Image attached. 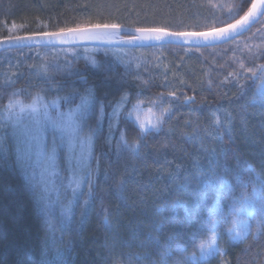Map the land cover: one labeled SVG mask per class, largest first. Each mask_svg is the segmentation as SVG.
<instances>
[{
  "label": "trees",
  "instance_id": "obj_1",
  "mask_svg": "<svg viewBox=\"0 0 264 264\" xmlns=\"http://www.w3.org/2000/svg\"><path fill=\"white\" fill-rule=\"evenodd\" d=\"M240 3L0 0V38L9 22L23 25V34L87 23L210 31L239 19L251 0L243 10ZM86 47L0 52V106L15 89L23 90L24 102L37 92L47 100L77 93L69 103L60 102L65 110L90 90L93 104L84 128L94 136L87 202L74 203L67 212L49 210L47 216L39 210L13 148L0 153V264H183L210 235L204 225L214 203L224 253L202 264H264V226L255 235L252 225L241 243L227 237L236 215L234 202L238 207L242 194L252 192L256 172L264 177V104L251 102L259 83L257 66L264 65V15L241 35L217 45L120 47L127 51L122 58L110 47L83 54ZM247 68L257 70V76ZM122 95L127 102L113 131H98L101 113L106 115ZM163 108L169 111L158 121ZM217 116L222 124L215 123ZM149 121L157 126L141 133L140 123ZM122 135L129 143L138 141L135 152L124 145ZM238 175L246 187L237 182ZM205 176L230 183L218 192V185L202 183ZM178 244L186 249L182 255Z\"/></svg>",
  "mask_w": 264,
  "mask_h": 264
},
{
  "label": "snow or ice",
  "instance_id": "obj_2",
  "mask_svg": "<svg viewBox=\"0 0 264 264\" xmlns=\"http://www.w3.org/2000/svg\"><path fill=\"white\" fill-rule=\"evenodd\" d=\"M248 0H241L239 5L240 9L243 10L247 6ZM257 12L264 15V0H251V5L247 6V10L243 12V15L239 19H236L233 23L226 24L220 28H213L207 32H172L163 27H152V28H136L135 31L139 33L138 36L130 37L126 42H132L133 40H156L164 41L166 37H183L185 41L189 39L196 40H214V39H225L227 40L231 35L236 33L238 29H243L249 25V22L256 17ZM17 27L15 23L12 24V28ZM19 27H23L20 25ZM122 25L117 23H87V24H77L75 27L69 28H59L53 32H37L31 33L24 36L19 35H9L4 39L14 40L21 42L24 40L32 39L35 36L56 38L61 42H67L68 37L80 38V39H104L109 34L108 30H119ZM93 66H97L96 62L93 61ZM243 67V65H241ZM250 72L252 77L257 76V70L259 71V83L256 85V91L253 94L252 102H259L264 104V65L257 66V70L252 68L245 69ZM44 77L48 78V72L44 71ZM8 83V81H5ZM87 95L81 96V103L76 105L75 108H68L65 111H61V101L64 103H69L71 97L77 95L73 92L69 95L63 97L56 96L51 100H47L46 96L40 92L34 95H29L28 102H24L21 98L23 90L15 89L8 94L7 103L0 106V120L4 123L0 124L2 128H11V135L15 138L17 149H16V160L17 163L25 169V161L31 158V155H35L40 158L43 157L45 168L44 171L48 172V177L44 178L43 173L41 174L42 180L37 182L35 180V173L31 175H25V179L28 181L30 187L34 191L37 197V203L39 205V210L47 216L49 213L50 202L48 194L55 191L57 194L60 192V186H57L55 179L60 177L59 166L56 159V146H53L45 150L42 129L46 126L52 127L55 131L62 134V138H66L67 145V176L60 177L61 186L65 193L71 192L72 197L76 198L78 195L82 194L81 186L84 183L89 185V194H91L92 185V173L88 168L87 160L91 155V140L92 131L89 130L87 136L81 135L80 129L85 116V109L92 98L90 90H86ZM170 96L174 93H169ZM186 100H191V97H185ZM155 103V102H153ZM168 108H163L161 110V119L163 114L168 112ZM114 116L118 115V112L113 113ZM215 115V114H214ZM215 123L222 124L220 117L215 118ZM157 125L153 124L151 121L148 122L146 126L145 123L141 122L139 127L141 133L155 128ZM122 142L126 147L135 152L137 150L138 141L134 140L129 143L127 138L122 135ZM77 145H79V151H77ZM8 147L6 144H0V153L7 154ZM49 169L51 171H49ZM237 182L240 183L242 187H246L247 182L243 179L242 175L236 177ZM66 180V182H65ZM204 184H214L218 185L217 191H222L226 185H229V181L223 179L219 176H205L202 179ZM40 185V191L37 192V185ZM260 204V211L264 213V178L259 179L258 183H253V189L251 193L244 192L241 199V207H235L234 211L240 213L241 211H247V207H251L256 202ZM247 205V207H245ZM67 211V209H65ZM215 213V203L209 208L208 220L205 229L209 236L199 242V249L201 257H197L196 253L193 252L190 256L185 257L183 264H200V258H206L212 255L213 252L218 248V233L216 232L217 222L213 219ZM105 223H108V217H105ZM237 222L234 221V224ZM242 223V222H239ZM230 232L234 231L235 236L239 237L241 232L239 228H230ZM215 246V247H214ZM185 247L183 244H178L176 251L179 254L185 252ZM167 247L164 250L163 255L167 256ZM44 264H49L45 261ZM177 264H181L180 261Z\"/></svg>",
  "mask_w": 264,
  "mask_h": 264
},
{
  "label": "rangeland",
  "instance_id": "obj_3",
  "mask_svg": "<svg viewBox=\"0 0 264 264\" xmlns=\"http://www.w3.org/2000/svg\"><path fill=\"white\" fill-rule=\"evenodd\" d=\"M13 23H15V22L4 23L3 26H4V30L6 33L5 37H7L9 35H21V34H23V31H22L23 28L19 27L21 24L15 23L17 25V27L12 28ZM118 37H120V35L118 33L110 32L106 36V38H104V39H116ZM110 49L114 53V55L118 56L119 58H122L123 55L127 54L126 49H123L120 47H110ZM95 50H97L96 46H89V47L84 48L83 54H90V53L94 52ZM42 57L44 58V56H42ZM252 100H253V97H252ZM252 100H251V102H252ZM126 102H127V96L122 95L119 99H117L116 101L113 102L109 112L106 115L104 112H102L101 116L99 118L97 130L101 131L103 128H105L107 132H112L117 121H118L120 114L123 111V108H124ZM80 103H81V101L78 104H80ZM252 103L253 104H261L259 102H252ZM92 104H93V96L89 100V102L86 106L84 120H83V123L81 125V129H80L81 135H84V136L88 135V132H86L84 126H85L86 117H87V115L91 109ZM75 107L76 106H73L70 108H75ZM67 109H65V110H67ZM65 110H61V111H65ZM114 112H118V115L114 116L113 115ZM0 115H2V113H0ZM2 123H4V122L2 120H0V124H2ZM41 134L43 136L45 150L50 149L53 146V144H55L56 149H57L56 159H57V164L59 166L60 177H66L67 176V167H68L67 160H66V153H67L66 138H62V134L55 131L50 126L44 127L42 129ZM93 137L94 136L92 135L91 155L88 157V160H87L88 168H89V164H90L91 157H92ZM0 144H6L8 149L13 148L14 154L16 156L17 144H16L15 138L12 137V135H11V128L10 127L7 129L0 127ZM77 151H79V145H77ZM25 165H26V171L20 165L19 166L21 167L23 172H25V174H27V175H31L34 172L35 173V180L37 182L42 180V176H41L42 173H43L44 178L48 177V172L44 171L45 164H44L43 157L38 158L35 155V153H33L31 155V158L25 161ZM49 171H51V170L49 169ZM60 177H57L55 179L56 185L60 186L59 194H57L55 191H52L48 194V198H49V202H50L49 210L58 209L62 212L63 211L67 212L70 210V207L74 203H77L79 201L81 203L87 202V196L89 195L88 183H84L81 186L82 194L78 195L76 198H73L71 192H67V193L64 192L63 187L61 186ZM261 178H264L262 176V174L260 172H258V173L256 172L254 175V182L258 183L259 179H261ZM65 182H66V180H65ZM37 188H38V192H39L40 191V185L39 184L37 185ZM238 207H241V199L238 202ZM245 207H247V205H245ZM260 207L261 206H260L259 202L257 201L251 207H247V211H241L240 213H236L234 221H236L237 223L234 224V221H233L231 228L235 229L238 227L240 232H241V235L239 237H236L234 231H232V232L228 231V234H227L228 241H230L231 243L243 242L247 238V236L250 234L252 225H254L256 228L255 235H258L261 232V229L264 226V213H261ZM65 209H67V211H65ZM239 222H242V223H239ZM195 253H196L197 257H201L199 247L195 251ZM223 253H224V249L222 247V244H221V242L219 240V236H218V248H216V250L213 252L212 255H209L206 258H200V264L209 261L210 259L214 258L218 254H223ZM154 264H165V261L159 262L158 260H156Z\"/></svg>",
  "mask_w": 264,
  "mask_h": 264
},
{
  "label": "water",
  "instance_id": "obj_4",
  "mask_svg": "<svg viewBox=\"0 0 264 264\" xmlns=\"http://www.w3.org/2000/svg\"><path fill=\"white\" fill-rule=\"evenodd\" d=\"M262 15L260 12H257L256 17L253 18L249 25L243 29H238L236 33L231 35L227 40L225 39H214L209 41H204L202 39H189L187 42L183 37H166L164 41H156V40H133L132 42H126L132 36L140 35L135 31V27L122 25V28L119 30H108V32L118 33L120 37L116 39H80V38H72L68 37L67 42H61L56 38H48V37H40L35 36L32 39L24 40L21 42H17L14 40H7L4 39L5 37L0 38V52L15 47H75V46H97V47H127V48H136V47H146V46H157L162 44H174V45H181V46H188V47H204V46H211L217 45L228 40H231L250 27H252L261 17ZM173 32V31H172ZM184 32H191V31H184ZM207 32V31H201ZM31 34V33H30ZM28 34H21L19 36H24Z\"/></svg>",
  "mask_w": 264,
  "mask_h": 264
}]
</instances>
